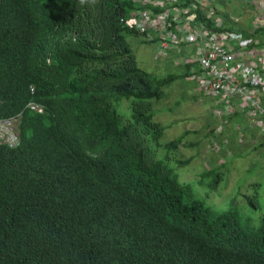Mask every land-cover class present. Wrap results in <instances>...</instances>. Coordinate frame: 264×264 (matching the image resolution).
<instances>
[{
    "label": "trees",
    "instance_id": "1",
    "mask_svg": "<svg viewBox=\"0 0 264 264\" xmlns=\"http://www.w3.org/2000/svg\"><path fill=\"white\" fill-rule=\"evenodd\" d=\"M143 8L0 0V118L18 119L16 147L0 145V264H264V216L254 227L236 203L207 207L155 158L165 129L149 100L175 74L158 78L135 61L126 39L138 36L121 19Z\"/></svg>",
    "mask_w": 264,
    "mask_h": 264
},
{
    "label": "rangeland",
    "instance_id": "2",
    "mask_svg": "<svg viewBox=\"0 0 264 264\" xmlns=\"http://www.w3.org/2000/svg\"><path fill=\"white\" fill-rule=\"evenodd\" d=\"M254 3L255 0H214L212 5L218 17H227L233 28L236 19L243 29L258 17ZM126 42L139 68L158 78L175 74L174 80L162 87L163 96L149 100L154 122L165 129L160 146L153 144L155 158L164 161L182 183L190 185L207 207L223 211L236 203L238 211L249 219V225L258 227L264 216V136L259 134V141H254L257 133L253 132L246 133L244 139L235 138V116L233 120L220 117L217 111L222 105L214 95L199 90L194 79L183 76L174 64V55L161 57L157 46L146 44L142 37L129 36ZM130 102L131 99H122L124 107L119 106V112L129 114ZM224 118L228 123H224ZM227 127L232 131L228 132ZM218 128L224 134H215ZM181 138L183 144L178 149L166 148ZM186 160L189 163H181ZM212 169L219 174L216 184L214 176H208ZM255 193L259 194L262 207L249 204L248 198Z\"/></svg>",
    "mask_w": 264,
    "mask_h": 264
},
{
    "label": "built area",
    "instance_id": "3",
    "mask_svg": "<svg viewBox=\"0 0 264 264\" xmlns=\"http://www.w3.org/2000/svg\"><path fill=\"white\" fill-rule=\"evenodd\" d=\"M133 2L144 8L136 9L128 19H121L126 27L134 30L147 44L157 46L161 57L174 52L177 55L175 63L190 71L189 77L195 80L199 90L214 95L216 102L222 105L217 111L219 115L232 114L235 107L232 98L236 97L239 109L246 108L253 126L264 134V53L259 57L261 66L257 61L246 60L251 38L230 31L224 25L212 5L214 0H191L187 8L180 5V0ZM148 5L162 8L163 12L146 9ZM198 10L205 13L206 19H213V28L198 21ZM259 25L264 30L263 21L260 20ZM28 106L42 111L34 101ZM17 120V117L0 118V145L16 147ZM220 133L221 128L216 129L215 134Z\"/></svg>",
    "mask_w": 264,
    "mask_h": 264
},
{
    "label": "crops",
    "instance_id": "4",
    "mask_svg": "<svg viewBox=\"0 0 264 264\" xmlns=\"http://www.w3.org/2000/svg\"><path fill=\"white\" fill-rule=\"evenodd\" d=\"M261 6V9L257 11V7ZM255 6V14L258 15L257 18L252 20V24L250 27H246V28H241V26L236 24V19H235V30L233 28V26L231 25V31L233 32H237V33H241L243 34L246 38H251L252 44L251 47H249V53L247 54V58L246 60H251V61H257L258 65L261 66L262 63L259 61V57L260 55H262L263 49H264V30L263 27L261 25H259L260 20L263 21L264 24V0H255L254 3ZM244 13L247 14L248 12L246 10H244ZM258 19V20H257ZM231 24V23H230ZM229 29V28H228ZM248 38V39H249ZM250 53H252L250 55ZM174 56H177L174 52L171 53ZM176 66L180 67V69L182 71H184V68L180 65H177V63H174ZM187 71V69H186ZM188 78L190 79V77L188 76ZM195 81V80H194ZM232 101L235 103V107H233V112L232 114L228 115H219V113L217 112V114L220 117H231V119H234L235 116V138H245V134L246 133H257V135H254L255 137L252 138L254 139V141H259V134L263 137L264 134H261L259 132V129L257 127H254L253 123H251V115L247 113V109H239L238 107V99L236 97L232 98ZM224 123H228V120L226 118H224ZM226 130L232 131V129L230 127H227ZM258 131V132H257ZM221 133L224 134V131H221ZM220 133V134H221ZM240 141L239 143H242V140H238ZM255 144H257V142H254Z\"/></svg>",
    "mask_w": 264,
    "mask_h": 264
},
{
    "label": "clouds",
    "instance_id": "5",
    "mask_svg": "<svg viewBox=\"0 0 264 264\" xmlns=\"http://www.w3.org/2000/svg\"><path fill=\"white\" fill-rule=\"evenodd\" d=\"M81 2L83 3L84 2V0H81ZM36 103V102H35ZM38 104V103H37Z\"/></svg>",
    "mask_w": 264,
    "mask_h": 264
}]
</instances>
